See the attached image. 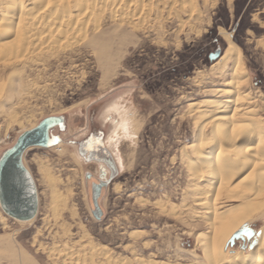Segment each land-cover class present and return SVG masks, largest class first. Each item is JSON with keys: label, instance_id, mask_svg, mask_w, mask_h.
<instances>
[{"label": "rangeland", "instance_id": "1", "mask_svg": "<svg viewBox=\"0 0 264 264\" xmlns=\"http://www.w3.org/2000/svg\"><path fill=\"white\" fill-rule=\"evenodd\" d=\"M144 1L146 12L149 5L151 10L140 21L135 18L137 28L112 20L107 10L100 29L71 47L30 50L32 58L27 51L7 64L0 62L1 101L9 88L13 91L10 106L0 113V153L45 117L66 116L65 127L55 130L50 148L31 147L24 154L37 185L36 216L21 221L0 206V264H24L23 257L37 264H60L57 251L50 257L48 250L66 243L79 249L74 261L88 263L93 240L100 249L112 250L109 255L117 264H139L140 255L169 264L202 263L196 237L206 233L208 225L196 198L207 183L192 180L181 161L198 136L196 114L189 109L213 98L219 84L209 79L217 61L211 62L210 56L218 49L224 52L229 34L249 73L243 94L253 93L251 107L264 120V0ZM117 98L138 113L140 131L134 142L109 143L110 127L100 120L103 108ZM11 113L18 122H12ZM91 131L103 135L119 167V175L104 190L101 219L93 214L86 179L87 173L98 175L97 164L86 162L72 143ZM189 156L195 161L193 154ZM117 184L120 188L115 190ZM247 224L259 232L264 220ZM242 240L229 247V254L242 250Z\"/></svg>", "mask_w": 264, "mask_h": 264}, {"label": "bare ground", "instance_id": "2", "mask_svg": "<svg viewBox=\"0 0 264 264\" xmlns=\"http://www.w3.org/2000/svg\"><path fill=\"white\" fill-rule=\"evenodd\" d=\"M152 1L149 0L148 2ZM178 1L171 0L172 3ZM144 3V0H0V62L4 64L6 62L7 64V61L19 59V55L28 54L26 52H30V50L42 53L41 50L44 48L46 51L47 48H53L54 50L55 47H60L59 49H63L64 45H73L77 40L86 38L90 31L100 29L102 26L101 16L107 10L111 13L112 20L120 23L128 22L134 28H137L139 23L135 22V18L138 17V21H140L151 10L150 5L146 2V5H149L146 12ZM226 39L228 42L227 48L214 62L209 72L211 82L219 84L214 90L213 98L201 101L202 104L193 103L190 106L189 112L196 114L195 122L198 126L196 131L198 136L191 145H188L191 152L186 149L182 150L184 155H181V161L184 160L185 163H183L186 164L190 172L189 175L192 176L191 179H197L194 180L196 182L203 179L207 183V185H203L205 187H197L201 190L198 193L196 192L199 197H202L199 198L196 195L197 205L206 210H204L205 213L203 212L205 215H201L208 225L207 232H200L196 237L197 245L203 253V256H201L203 261L200 263L264 264V224L259 232L253 230L251 225L247 224L249 221L256 219L264 220V120L261 116V118L258 115L256 117L254 113L257 108L255 110L251 107L254 102L253 93L243 94L242 91L248 87L247 78L249 74L243 61V54L231 40L229 34H226ZM29 54L31 56V52ZM12 92L9 88L5 98L1 101L0 87V113L10 104L9 96ZM16 116L10 114L12 122H18ZM190 154L195 156V161H191ZM200 183L199 185H202ZM119 188V184L115 185V190ZM227 202L230 204H226ZM172 210H175L174 206ZM247 229L254 232L251 240L249 241L245 237V241H243L240 237L244 242V245L241 246L242 250L229 254V247L234 245H232L231 240L236 235L241 236V232ZM131 235L136 236L138 233L132 232ZM234 239L237 240V238ZM254 239L257 243L253 248H250L249 244ZM236 240H234V243H236ZM92 242H90L91 245L89 244L91 248L88 249L90 257L88 263L84 259L83 262H78L76 259L74 261L80 247H76L78 250H75V248L72 249V247L67 246V243L65 245L61 244L63 247L60 244L58 246L53 245L48 250V256L57 251L56 256L61 257L60 264H117V261H114L116 258L114 257L113 260L109 255V251L112 252V250H108L105 246L100 249L98 245L96 246ZM81 244L84 243L81 242ZM49 246H52V244ZM40 248L43 252L46 250L42 244ZM82 255L80 256L82 257ZM96 256L102 258L98 263L94 259ZM140 256L138 258L139 264L170 263L159 262L158 259L156 261L153 259L155 257L152 256H149L148 260ZM201 257L198 256L197 258ZM66 260H69V263H66ZM23 261L24 264H37L33 258L23 257ZM121 263L124 264L123 261L118 264Z\"/></svg>", "mask_w": 264, "mask_h": 264}, {"label": "water", "instance_id": "3", "mask_svg": "<svg viewBox=\"0 0 264 264\" xmlns=\"http://www.w3.org/2000/svg\"><path fill=\"white\" fill-rule=\"evenodd\" d=\"M222 54L218 49L210 56V61H216ZM66 124L65 115H51L42 119L34 128L24 131L19 135L16 142L0 153V206L2 210L12 218L29 221L32 220L38 211V191L33 175L24 164V154L31 147L50 148L54 139L52 131L57 127ZM103 184L95 185L92 190V201L94 205L93 214L101 219L103 210L99 204ZM107 186V183H104ZM236 235L245 241H250L253 230L247 229ZM231 240L232 245L234 240ZM257 243L254 239L249 247L253 248Z\"/></svg>", "mask_w": 264, "mask_h": 264}, {"label": "flooded vegetation", "instance_id": "4", "mask_svg": "<svg viewBox=\"0 0 264 264\" xmlns=\"http://www.w3.org/2000/svg\"><path fill=\"white\" fill-rule=\"evenodd\" d=\"M63 127L55 128L51 136L54 139V132L56 129L63 130ZM72 143L77 146L79 155L88 163L97 164L98 175L94 176L92 173H87L86 179L91 189L99 184H103L101 194L99 196V204L104 190L111 185L113 180L119 175V167L113 153L106 145L103 135L99 132L91 131L86 137L78 140H73ZM107 183V186H104Z\"/></svg>", "mask_w": 264, "mask_h": 264}, {"label": "clouds", "instance_id": "5", "mask_svg": "<svg viewBox=\"0 0 264 264\" xmlns=\"http://www.w3.org/2000/svg\"><path fill=\"white\" fill-rule=\"evenodd\" d=\"M100 120L103 125L110 127L109 143L134 142L139 135L138 113L120 98L103 108Z\"/></svg>", "mask_w": 264, "mask_h": 264}, {"label": "snow or ice", "instance_id": "6", "mask_svg": "<svg viewBox=\"0 0 264 264\" xmlns=\"http://www.w3.org/2000/svg\"><path fill=\"white\" fill-rule=\"evenodd\" d=\"M57 142H59V141H57Z\"/></svg>", "mask_w": 264, "mask_h": 264}]
</instances>
